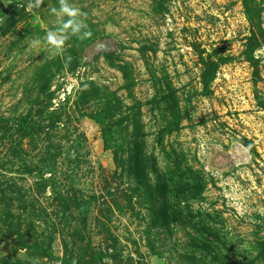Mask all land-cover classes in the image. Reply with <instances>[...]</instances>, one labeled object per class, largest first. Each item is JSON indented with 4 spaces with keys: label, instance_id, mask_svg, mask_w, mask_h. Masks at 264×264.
<instances>
[{
    "label": "rangeland",
    "instance_id": "1",
    "mask_svg": "<svg viewBox=\"0 0 264 264\" xmlns=\"http://www.w3.org/2000/svg\"><path fill=\"white\" fill-rule=\"evenodd\" d=\"M71 2L0 0V264H264V0Z\"/></svg>",
    "mask_w": 264,
    "mask_h": 264
},
{
    "label": "clouds",
    "instance_id": "2",
    "mask_svg": "<svg viewBox=\"0 0 264 264\" xmlns=\"http://www.w3.org/2000/svg\"><path fill=\"white\" fill-rule=\"evenodd\" d=\"M8 2L11 3L12 0H8ZM43 2L44 0H26V10L37 9L42 6ZM23 6L19 3V7ZM50 12L55 17L54 27L49 29L42 38L33 37L29 41L30 48H38L41 43H44L47 45V50L51 56H62L66 41L70 37H75L80 41L91 39L92 32L84 19L86 14L76 7L71 0H59V6L52 7ZM72 264H77V261L73 259Z\"/></svg>",
    "mask_w": 264,
    "mask_h": 264
}]
</instances>
